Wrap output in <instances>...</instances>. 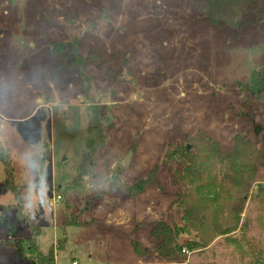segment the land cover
Segmentation results:
<instances>
[{
  "label": "rangeland",
  "instance_id": "1",
  "mask_svg": "<svg viewBox=\"0 0 264 264\" xmlns=\"http://www.w3.org/2000/svg\"><path fill=\"white\" fill-rule=\"evenodd\" d=\"M205 7L0 0V264H27L36 245L59 246L55 264L248 260L218 237L165 262L150 235L156 222L184 223L173 202L182 192L171 158L178 144L202 136L225 151L236 135L264 141L253 131H264V90L253 92L264 18L215 26ZM131 149L130 165L118 167ZM258 186L264 160L254 193ZM242 218L264 259L263 204L248 199Z\"/></svg>",
  "mask_w": 264,
  "mask_h": 264
},
{
  "label": "trees",
  "instance_id": "2",
  "mask_svg": "<svg viewBox=\"0 0 264 264\" xmlns=\"http://www.w3.org/2000/svg\"><path fill=\"white\" fill-rule=\"evenodd\" d=\"M205 15L211 25L225 23L237 27L253 21L247 16L264 18V0H206ZM253 77V92L260 94L264 90V71H256ZM253 131L256 137L264 135L260 124L256 123ZM234 141L225 151L217 142L202 136L189 139L190 146L176 147L171 158L182 166L175 178L182 192L173 202L183 208L184 223H154L150 235L159 259L179 262L186 256L185 251L209 246L223 237L240 251L241 259L248 255V260L241 264H264L262 249L248 235L251 221L242 218L248 199L263 204L264 210V187L258 186L255 193L252 188L264 160V141L258 145V138L253 141L244 135H236ZM57 241L61 246L62 241ZM133 242L136 253L144 254L139 243ZM57 248L52 245L43 252L36 245L35 259L27 260V264H55Z\"/></svg>",
  "mask_w": 264,
  "mask_h": 264
},
{
  "label": "water",
  "instance_id": "3",
  "mask_svg": "<svg viewBox=\"0 0 264 264\" xmlns=\"http://www.w3.org/2000/svg\"><path fill=\"white\" fill-rule=\"evenodd\" d=\"M132 153H133V151L131 149L130 152H129V154L126 157H124L123 159H121L117 163L118 167H120V168H127L130 165V163H131Z\"/></svg>",
  "mask_w": 264,
  "mask_h": 264
},
{
  "label": "built area",
  "instance_id": "4",
  "mask_svg": "<svg viewBox=\"0 0 264 264\" xmlns=\"http://www.w3.org/2000/svg\"><path fill=\"white\" fill-rule=\"evenodd\" d=\"M57 198L59 199L60 198V196H57ZM70 264H78L77 262H76V260H73V261H71V263Z\"/></svg>",
  "mask_w": 264,
  "mask_h": 264
},
{
  "label": "clouds",
  "instance_id": "5",
  "mask_svg": "<svg viewBox=\"0 0 264 264\" xmlns=\"http://www.w3.org/2000/svg\"><path fill=\"white\" fill-rule=\"evenodd\" d=\"M34 203H35V201H34ZM32 210H33V211H35V209H34V208H33Z\"/></svg>",
  "mask_w": 264,
  "mask_h": 264
}]
</instances>
